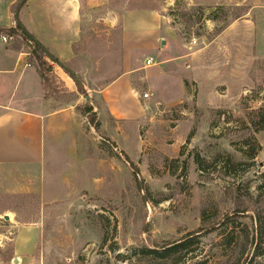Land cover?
<instances>
[{"label":"rangeland","instance_id":"obj_1","mask_svg":"<svg viewBox=\"0 0 264 264\" xmlns=\"http://www.w3.org/2000/svg\"><path fill=\"white\" fill-rule=\"evenodd\" d=\"M129 11L165 33L125 70ZM82 14L60 59L78 82L26 42L56 121L41 168L0 166V264L18 239L27 264H173L143 250L190 237L179 264H264V0H83Z\"/></svg>","mask_w":264,"mask_h":264},{"label":"crops","instance_id":"obj_2","mask_svg":"<svg viewBox=\"0 0 264 264\" xmlns=\"http://www.w3.org/2000/svg\"><path fill=\"white\" fill-rule=\"evenodd\" d=\"M82 1L0 0V31L21 23L51 54L68 62L75 58V46L83 37L87 16L82 14ZM121 25L123 62L128 70L127 54L143 47L159 50L165 31L153 11H129ZM17 32L8 43L0 40V166L33 171L46 163L56 116L48 109L44 80L33 64L31 48L26 47L28 40ZM128 75V71L121 73L113 83ZM23 244L17 240L19 261L9 264H27L21 259Z\"/></svg>","mask_w":264,"mask_h":264},{"label":"trees","instance_id":"obj_3","mask_svg":"<svg viewBox=\"0 0 264 264\" xmlns=\"http://www.w3.org/2000/svg\"><path fill=\"white\" fill-rule=\"evenodd\" d=\"M17 30H20L21 31V34L23 35V37L28 40V42L30 44H32L35 48V51H41L45 54V52L43 51V49L41 48V43L38 42L35 37L31 34H29L25 29L24 27L22 26L21 23H18L16 28H11L9 29V32L10 34H18ZM37 53V52H36ZM46 55V54H45ZM53 55V54H52ZM54 56V55H53ZM55 57V62H60V59L56 56ZM39 64L40 66H44L46 64V62L42 59V57H39ZM41 76L42 78L45 80V76L43 73H41ZM72 76V75H71ZM73 77V76H72ZM74 78V77H73ZM75 79V78H74ZM76 80V79H75ZM77 81V80H76ZM78 82V81H77ZM264 107L262 109H260V111H264L263 110ZM91 111H93V108H90ZM262 115V121L259 120L258 122L257 121H254L253 122V125H255L256 129H264V113L261 114ZM257 123H259L260 127L257 126ZM262 125V126H261ZM228 221L232 220V219H227ZM259 223H260V229H259V236L260 239H264V220H262L261 218H259ZM193 237H190L188 239H183L181 241H177V242H173V243H170L168 244L167 246H164V248L162 250L160 249H156V248H145L144 253L145 254H150V255H153V257H172L173 255H178L176 257L173 258L174 262L173 264H179L183 261V258L186 257V253L191 251L189 249L190 247V244L193 242ZM183 251H186V253L184 254V256H181V254L183 253ZM188 254V253H187Z\"/></svg>","mask_w":264,"mask_h":264},{"label":"built area","instance_id":"obj_4","mask_svg":"<svg viewBox=\"0 0 264 264\" xmlns=\"http://www.w3.org/2000/svg\"><path fill=\"white\" fill-rule=\"evenodd\" d=\"M14 38L13 35L11 34H5L4 32H1L0 31V40L2 42H5V43H8L10 42L12 39ZM197 43V40L196 39H193L192 40V44H196ZM145 65L146 66H152L154 65V59L153 58H147L146 61H145ZM144 98H149L150 97V93L149 92H145L143 95H142Z\"/></svg>","mask_w":264,"mask_h":264},{"label":"water","instance_id":"obj_5","mask_svg":"<svg viewBox=\"0 0 264 264\" xmlns=\"http://www.w3.org/2000/svg\"><path fill=\"white\" fill-rule=\"evenodd\" d=\"M23 2H21V4H22ZM41 48L43 49V51L45 52V54L49 57V58H51L52 60H55V57L43 46V45H41ZM58 64L61 66V67H63L65 70H68L69 71V73L76 79V80H78L77 79V76L75 75V73L74 72H72V71H70L69 70V67L65 64V63H63V62H58ZM6 217V219H9V216L8 215H6L5 216ZM14 260V262H18L19 261V259L18 258H14L13 259Z\"/></svg>","mask_w":264,"mask_h":264}]
</instances>
